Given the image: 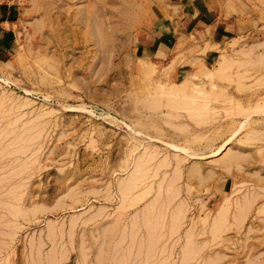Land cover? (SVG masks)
<instances>
[{
    "label": "rangeland",
    "instance_id": "rangeland-1",
    "mask_svg": "<svg viewBox=\"0 0 264 264\" xmlns=\"http://www.w3.org/2000/svg\"><path fill=\"white\" fill-rule=\"evenodd\" d=\"M0 264H264V0H0Z\"/></svg>",
    "mask_w": 264,
    "mask_h": 264
},
{
    "label": "bare ground",
    "instance_id": "bare-ground-1",
    "mask_svg": "<svg viewBox=\"0 0 264 264\" xmlns=\"http://www.w3.org/2000/svg\"><path fill=\"white\" fill-rule=\"evenodd\" d=\"M107 54V53H106ZM184 149V148H183ZM186 150V149H185ZM236 161V160H235ZM143 167V166H142ZM139 169V168H138ZM138 174H140V173H138ZM138 178V177H137ZM140 178V177H139ZM138 180V179H137Z\"/></svg>",
    "mask_w": 264,
    "mask_h": 264
}]
</instances>
